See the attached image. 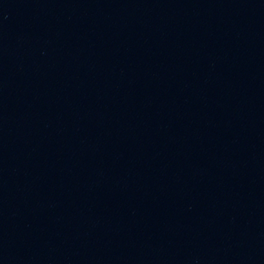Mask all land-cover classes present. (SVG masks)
I'll return each mask as SVG.
<instances>
[{"label": "water", "instance_id": "water-1", "mask_svg": "<svg viewBox=\"0 0 264 264\" xmlns=\"http://www.w3.org/2000/svg\"><path fill=\"white\" fill-rule=\"evenodd\" d=\"M0 264H264V0H0Z\"/></svg>", "mask_w": 264, "mask_h": 264}]
</instances>
